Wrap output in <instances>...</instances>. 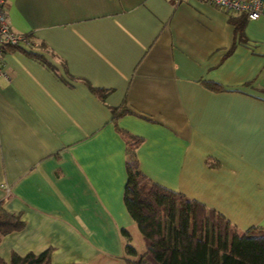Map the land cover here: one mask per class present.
<instances>
[{"label":"crops","instance_id":"obj_1","mask_svg":"<svg viewBox=\"0 0 264 264\" xmlns=\"http://www.w3.org/2000/svg\"><path fill=\"white\" fill-rule=\"evenodd\" d=\"M7 3L31 43L2 56L0 202L25 221L2 236L4 260L53 248L52 264H129L146 252L120 129L144 138L149 178L264 227V0L244 34L238 12L207 0Z\"/></svg>","mask_w":264,"mask_h":264},{"label":"trees","instance_id":"obj_2","mask_svg":"<svg viewBox=\"0 0 264 264\" xmlns=\"http://www.w3.org/2000/svg\"><path fill=\"white\" fill-rule=\"evenodd\" d=\"M234 16L237 33L244 34L248 13L242 11ZM209 84L221 87L216 82ZM128 111L131 110L117 108L114 118ZM120 131L128 154L124 199L147 247L138 260L128 259L129 264H264V227L241 229L216 209L152 180L141 170L137 155L144 138ZM24 225L21 213L7 210L0 202V240ZM127 249L130 253L136 251L130 243ZM52 251L48 248L24 256L14 253L10 263L0 256V264H52Z\"/></svg>","mask_w":264,"mask_h":264},{"label":"built area","instance_id":"obj_3","mask_svg":"<svg viewBox=\"0 0 264 264\" xmlns=\"http://www.w3.org/2000/svg\"><path fill=\"white\" fill-rule=\"evenodd\" d=\"M179 1V0H172ZM214 6L226 11H245L249 18H258L263 8V0H207ZM7 0H0V74H4L2 66V56L11 46H22L30 44L31 37L29 35L17 32L7 15Z\"/></svg>","mask_w":264,"mask_h":264}]
</instances>
